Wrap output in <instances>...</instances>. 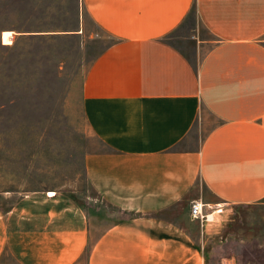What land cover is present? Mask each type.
Returning <instances> with one entry per match:
<instances>
[{
	"label": "crops",
	"instance_id": "0c3cea01",
	"mask_svg": "<svg viewBox=\"0 0 264 264\" xmlns=\"http://www.w3.org/2000/svg\"><path fill=\"white\" fill-rule=\"evenodd\" d=\"M79 2L112 39L82 84L112 216L55 191L0 203V264H208L192 202L264 203V0Z\"/></svg>",
	"mask_w": 264,
	"mask_h": 264
},
{
	"label": "rangeland",
	"instance_id": "374dc122",
	"mask_svg": "<svg viewBox=\"0 0 264 264\" xmlns=\"http://www.w3.org/2000/svg\"><path fill=\"white\" fill-rule=\"evenodd\" d=\"M188 25L194 26L193 15ZM172 40L187 46L180 38ZM111 41L79 0H0L4 206L32 191L63 192L112 216L95 202L85 174V156L103 146L82 105L86 72ZM218 204L223 210L210 223L211 244L204 247L208 264H264V203H217L209 210Z\"/></svg>",
	"mask_w": 264,
	"mask_h": 264
},
{
	"label": "built area",
	"instance_id": "2783aa9c",
	"mask_svg": "<svg viewBox=\"0 0 264 264\" xmlns=\"http://www.w3.org/2000/svg\"><path fill=\"white\" fill-rule=\"evenodd\" d=\"M219 205L220 204H218V207L214 210L210 211L209 208L214 205L201 201H194L190 207L191 215L198 218L203 224L213 222L215 220V214L223 210Z\"/></svg>",
	"mask_w": 264,
	"mask_h": 264
}]
</instances>
